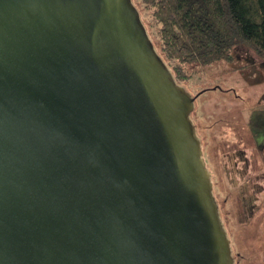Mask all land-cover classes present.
I'll return each instance as SVG.
<instances>
[{"label": "water", "instance_id": "1", "mask_svg": "<svg viewBox=\"0 0 264 264\" xmlns=\"http://www.w3.org/2000/svg\"><path fill=\"white\" fill-rule=\"evenodd\" d=\"M194 99L132 0H0V264H233Z\"/></svg>", "mask_w": 264, "mask_h": 264}, {"label": "rangeland", "instance_id": "2", "mask_svg": "<svg viewBox=\"0 0 264 264\" xmlns=\"http://www.w3.org/2000/svg\"><path fill=\"white\" fill-rule=\"evenodd\" d=\"M133 2L155 48L161 53L158 25L151 9L137 0ZM232 54L230 61L182 64L184 77L179 82L189 94L197 95L190 114L197 134L202 139L205 135L212 139L207 140L206 147L202 140L203 155H206L205 149L214 147L219 151L216 167L225 170H219L220 175H213L211 181L230 240L233 264H264V149L246 167L240 155H236L238 148H242L237 143L239 134L241 138H248L245 123L251 111L264 104V62L245 46L234 48ZM227 88L230 90H221ZM224 118L232 123H225ZM226 145L235 148L231 161L220 153Z\"/></svg>", "mask_w": 264, "mask_h": 264}, {"label": "trees", "instance_id": "3", "mask_svg": "<svg viewBox=\"0 0 264 264\" xmlns=\"http://www.w3.org/2000/svg\"><path fill=\"white\" fill-rule=\"evenodd\" d=\"M137 1L151 9L158 25L157 52L179 84L182 64L230 61L238 46L264 62V0Z\"/></svg>", "mask_w": 264, "mask_h": 264}, {"label": "flooded vegetation", "instance_id": "4", "mask_svg": "<svg viewBox=\"0 0 264 264\" xmlns=\"http://www.w3.org/2000/svg\"><path fill=\"white\" fill-rule=\"evenodd\" d=\"M223 91H228L230 90V88L227 89H221ZM196 96L197 95H193ZM192 112V111H191ZM191 118V116H190ZM249 121L247 123H245V125L247 126V133H248V138H241L240 134H239V139L237 140L238 145H241V147L238 148V152H236V155H240V157L242 158L243 162L245 163V167L248 166L250 164L251 160H256L257 159V154L259 153V151L261 152V150L264 149V104H259L257 105V107H255V109H253L251 111V114L249 115ZM238 120V118H236ZM225 121V123H232V120L228 119V118H224L223 119ZM240 120V119H239ZM192 121V119H191ZM242 122V120H241ZM193 123V121H192ZM194 124V123H193ZM195 126V125H194ZM243 127H240V129ZM196 129V126H195ZM236 129V128H235ZM197 133V131H196ZM198 135V134H197ZM200 142H201V148H202V140L203 142L205 141V147L208 146L209 142L212 140H210L208 137H206V135L203 137V139L198 135ZM207 140H209V142H207ZM225 150H223V152L221 153V156H227L226 158L228 160H232V156L233 154H231L232 151H235V148L232 145H226V147H224ZM203 150H202V156L205 160V164L207 169L210 171L211 173V179L212 176L215 175H220V173H218L219 170H223L222 167H219V170L216 167L215 163H219V160H217V155H218V150H215V148H211V150H206V155H203ZM231 154V155H230ZM215 167V169H214ZM212 182V181H211ZM212 193H213V183H212ZM214 196V195H213ZM215 199V197H214ZM216 201V199H215ZM220 214V213H219ZM221 218V217H220Z\"/></svg>", "mask_w": 264, "mask_h": 264}]
</instances>
